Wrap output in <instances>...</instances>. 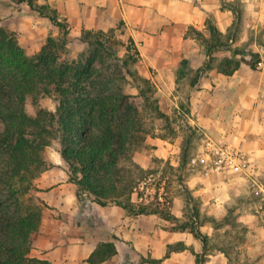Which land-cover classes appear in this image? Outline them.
<instances>
[{
    "label": "crops",
    "instance_id": "obj_1",
    "mask_svg": "<svg viewBox=\"0 0 264 264\" xmlns=\"http://www.w3.org/2000/svg\"><path fill=\"white\" fill-rule=\"evenodd\" d=\"M37 1L49 3L67 23L70 41L83 43L78 39L82 29L107 31L122 22L121 35L132 39L139 52V73L153 81L166 102L165 113L186 104L187 124L217 143L235 142V133H245L243 147L252 165L264 172V46L257 39V28L264 21V4L254 3L251 7L252 0ZM236 1L246 7L245 18L252 15L246 19V25L253 30L250 41L246 32L237 34L241 11L236 8ZM16 5H0V16L5 22L0 25L27 37L32 48L36 46L39 50L49 33H59L47 18L33 13L26 2ZM208 16L223 40L231 37L225 47L213 50L212 55L216 59V55L230 56L233 48L249 45L250 50L260 54L256 69L242 64L232 75H224L217 72L215 65L206 68L205 50L187 30L194 27L209 37ZM176 140L148 135L140 148L133 150L132 159L144 170L152 169L159 160L178 169L179 179L172 186H163L169 198L168 210L185 219L189 207L187 193L198 200L200 230L209 237L207 246L187 230L168 229L172 223L159 214H130L115 203L99 205L88 194L79 202L76 184L69 180L68 169L55 150L51 164L33 180L44 207L30 241L29 256L51 264H92L87 259L96 246L111 241L115 253L98 264H196L197 255L205 252L203 264H230L228 248L212 243L218 228L211 219L225 218L226 206L243 193L241 178L230 171L192 174L183 163L176 162L179 150ZM131 200L138 201L135 193ZM255 217L240 209L236 220L249 226ZM252 231L244 234L243 249L248 257L264 253V233Z\"/></svg>",
    "mask_w": 264,
    "mask_h": 264
},
{
    "label": "trees",
    "instance_id": "obj_2",
    "mask_svg": "<svg viewBox=\"0 0 264 264\" xmlns=\"http://www.w3.org/2000/svg\"><path fill=\"white\" fill-rule=\"evenodd\" d=\"M17 1L26 2L33 13L47 18L63 35H48L40 50L28 55L15 33L0 27V264H51L29 256L41 208H24L20 196L31 189L33 179L48 167L42 153L54 139L58 141L60 157L68 166L69 180L76 184L79 202L88 194L99 205L115 203L130 214H159L172 223L168 229L187 230L207 246L209 237L200 230V203L189 193L185 219L175 217L168 210L166 197L162 204L131 200L144 173L152 171L144 170L132 159L136 145L145 139L147 124L134 96L119 84L127 81L126 75L140 81L137 95L142 100L140 107L150 109L153 116L167 118L153 97L155 85L135 68L139 52L132 39L128 37L129 45H126L113 28L82 29L78 39L87 45V50L79 58L69 59L62 55L68 25L57 11L47 2ZM120 25L122 22L119 29ZM206 28L209 37L194 27H189L187 33L203 46L207 68L216 60L212 51L225 47L231 37L223 40L209 16ZM258 42L264 46L262 41ZM120 46L128 52L121 65L116 70L105 67L109 60H118ZM231 52L230 56L216 60L217 72L232 75L242 64L256 69L260 63L257 51L235 47ZM130 63L135 69L129 68ZM39 96H53L55 109L29 115L25 110L26 100ZM166 167L175 171L179 179L178 169L170 164ZM224 252L227 254V250ZM114 253L111 241L100 242L87 261L98 264ZM205 255L206 252L197 255L196 264H203ZM228 259L231 264L229 255Z\"/></svg>",
    "mask_w": 264,
    "mask_h": 264
},
{
    "label": "rangeland",
    "instance_id": "obj_3",
    "mask_svg": "<svg viewBox=\"0 0 264 264\" xmlns=\"http://www.w3.org/2000/svg\"><path fill=\"white\" fill-rule=\"evenodd\" d=\"M16 3H18L17 0H0V5H2L3 7L5 6L17 7ZM254 3L255 6L258 3L264 4V0H254V1L252 0L250 2L251 7ZM235 4H236V8H238L241 11V15H240L241 17L240 19L237 20V30H236L238 32L237 34H241V32L243 33L246 32L245 33L246 39L250 41L253 37V32H252L253 30H251L246 25L247 24L246 19L247 17L251 18L252 15H249L245 18L244 14L246 7H244V5H242L239 1H236ZM3 18H4L3 16H0V24L5 25V22H3ZM62 21L64 22V20ZM0 27H4L7 29V27L2 25H0ZM119 27L122 28L121 25ZM55 28L58 30L56 26ZM120 29L118 27L115 29L114 32L115 35L123 38L126 45H129V42L127 40L128 37H126L125 35H121L119 31ZM13 32L15 33L16 39L18 40L19 44L23 47L26 54L32 55L40 50V49L38 50L36 46L35 48H32L31 43L26 41L27 37L24 36L23 38L15 31ZM48 35H52V34L49 33ZM62 35H63L62 32L59 31V33L54 34L52 36L61 37ZM47 36L45 37V40ZM65 37H66V46L65 49L62 51V55L64 57L69 59H73V58L76 59L82 56L86 52L87 45L85 43L73 41V39L70 41L68 35H65ZM257 39H260L259 41H262V43H264V21L262 20L260 26H258L257 28ZM248 46L249 45H245V44L239 45L241 49L250 50ZM127 53L128 52L126 51L125 47L120 46L117 51L118 60L117 61L109 60L104 66L105 67L110 66L111 69L116 70L118 65H121V60L126 57ZM216 57L217 59L220 58L218 55H216ZM216 60L213 61L211 65H215ZM137 65L138 63L136 64L135 68L137 69L138 74L141 75L139 73ZM129 68L131 70L135 69L134 65L131 63L129 64ZM126 78H127L126 82L121 81L119 84L124 88V90L127 93L134 96V102L137 104V106L140 108V111L143 114L144 117L143 120L147 124L146 126L147 133L145 134V137L148 135H160L162 137L168 138L170 141H174L175 139H177L176 141L179 146V150L177 152L176 162H179V164L183 163L184 166L188 168L190 172H192V174H198L199 173L198 168L190 162V159L192 156H195L198 153L199 149L201 148L203 142L202 139L204 138V135L201 132V130L187 124V117L182 116L181 114L182 106H185L186 107L185 112L186 113L188 112L186 104H182V105L179 104L178 105L179 107L176 110H171L169 114H166L165 113L166 102L163 101V99L160 97L161 94L160 92H157L155 87V93L153 97H155L158 100L159 109L167 115V118L153 116L150 109L140 107L141 105L140 103L142 102V100L140 97H137L138 86L140 85V81L132 77H129L128 75H126ZM55 106H56V101L53 96L52 97L39 96L37 98L29 97L25 103V110L29 115L34 116L40 110H54ZM235 135L234 136L237 137V140L235 142H238L243 138L246 141L247 136L245 133L239 132V133H235ZM220 143H223V141H221ZM141 145L142 142L136 145V149L140 148ZM58 148H59L58 141L54 139L52 140V144L50 146H47L43 150L42 155L45 160V166L47 165L49 166L51 164L50 159H52V154H54L55 150L58 151ZM244 149L246 150L245 147ZM64 164L68 169L67 164L65 162ZM166 164H167L166 162L160 160L156 161L155 166L149 171H152V173L154 174L155 183L162 184V186H166L167 184L172 186L173 182L176 180L175 171H170L166 167ZM149 173L151 172L144 173L145 177H147ZM253 173L254 176L264 184V172L259 171L256 166H253ZM239 177L241 178V183H243L244 185L243 193L237 196L238 197L237 201L231 202L226 206L227 213L225 219H221L219 221L213 222V226L218 228V230L213 236L214 242L212 240V243H215V245H219L221 247L228 248L229 256L231 258V264H264V253H256L253 254V256L248 257L244 253V249H243L245 247L244 243L246 240L244 234L248 230H253L252 232H254V234L257 233L259 235L261 233H264V200H260L259 197H256L254 195L253 189L250 184L251 182L248 179L241 176ZM164 196L166 197L167 200H169L168 195H164ZM20 200L24 208L31 207L34 209L39 207L42 209L44 207L41 201L38 199V196L36 195L33 186V181H32L31 189L27 193L21 195ZM237 207H239V211ZM240 209L246 210L247 212L256 215V217L253 218L252 221L250 222L249 226H242V224L236 220V216L238 212H240Z\"/></svg>",
    "mask_w": 264,
    "mask_h": 264
},
{
    "label": "built area",
    "instance_id": "obj_4",
    "mask_svg": "<svg viewBox=\"0 0 264 264\" xmlns=\"http://www.w3.org/2000/svg\"><path fill=\"white\" fill-rule=\"evenodd\" d=\"M185 106H182V116L186 117ZM245 139L238 142L217 143L212 137L204 134L201 148L190 162L195 165L202 175L222 173L230 171L248 179L253 193L260 200H264V184L253 173V165L248 152L244 149ZM155 177L151 172L144 177L134 189L138 203H150L155 201L159 204L164 202V190L162 184L154 182Z\"/></svg>",
    "mask_w": 264,
    "mask_h": 264
}]
</instances>
